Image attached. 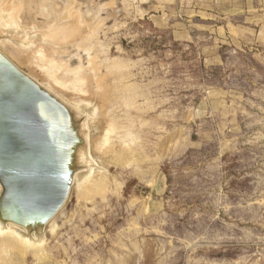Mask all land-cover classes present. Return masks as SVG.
Wrapping results in <instances>:
<instances>
[{
	"label": "rangeland",
	"instance_id": "obj_1",
	"mask_svg": "<svg viewBox=\"0 0 264 264\" xmlns=\"http://www.w3.org/2000/svg\"><path fill=\"white\" fill-rule=\"evenodd\" d=\"M0 51L85 129L0 264H264V0H0Z\"/></svg>",
	"mask_w": 264,
	"mask_h": 264
},
{
	"label": "water",
	"instance_id": "obj_2",
	"mask_svg": "<svg viewBox=\"0 0 264 264\" xmlns=\"http://www.w3.org/2000/svg\"><path fill=\"white\" fill-rule=\"evenodd\" d=\"M68 105L0 51V212L7 221L39 231L69 195V167L78 136Z\"/></svg>",
	"mask_w": 264,
	"mask_h": 264
},
{
	"label": "bare ground",
	"instance_id": "obj_3",
	"mask_svg": "<svg viewBox=\"0 0 264 264\" xmlns=\"http://www.w3.org/2000/svg\"><path fill=\"white\" fill-rule=\"evenodd\" d=\"M27 42V41H26ZM28 43V42H27ZM39 48V47H38ZM35 49V50H33V51H31L34 55H40L41 54V49ZM43 52V51H42ZM32 55V54H31ZM44 55V54H43ZM54 82H56V81H54ZM56 83H61V82H56ZM63 101V100H62ZM64 102V101H63ZM69 107V106H68ZM70 108V113H69V115H68V117H69V119H68V121L69 122H67L68 124H69V127H71L72 128V131L75 133V135L76 136H79V138L80 139H83L84 137H85V129H81L82 127L80 126V124L77 122V120H76V111H74V109H71V107H69ZM76 108V107H75ZM78 111H80V110H78ZM84 128V127H83ZM77 133V134H76ZM81 144H82V142H81V140H76V141H74V143H73V147H72V150H71V161H70V163L68 164V166L69 167H71V166H73L72 164H73V162H74V153L76 152V150H77V148L79 147V146H81ZM83 151V150H82ZM85 153V152H84ZM76 165V164H75ZM85 174V173H84ZM75 176V175H74ZM81 177V176H80ZM84 177H86V176H84ZM74 178V177H73ZM88 188V187H87ZM86 187H85V189H87ZM93 188V187H92ZM84 189V190H85ZM5 231V230H4ZM12 234H13V232H12ZM14 236V235H13ZM27 245V244H26Z\"/></svg>",
	"mask_w": 264,
	"mask_h": 264
}]
</instances>
